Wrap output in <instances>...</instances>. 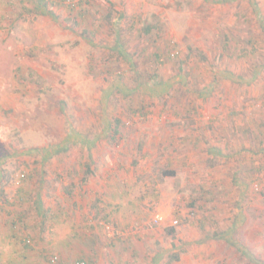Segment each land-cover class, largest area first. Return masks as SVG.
I'll list each match as a JSON object with an SVG mask.
<instances>
[{
	"label": "rangeland",
	"instance_id": "1",
	"mask_svg": "<svg viewBox=\"0 0 264 264\" xmlns=\"http://www.w3.org/2000/svg\"><path fill=\"white\" fill-rule=\"evenodd\" d=\"M19 186L39 234L0 211V264H264V0H0V207Z\"/></svg>",
	"mask_w": 264,
	"mask_h": 264
},
{
	"label": "trees",
	"instance_id": "2",
	"mask_svg": "<svg viewBox=\"0 0 264 264\" xmlns=\"http://www.w3.org/2000/svg\"><path fill=\"white\" fill-rule=\"evenodd\" d=\"M80 2L81 1H77L76 4L72 3V4H70V6L72 7V9H74V8L78 7ZM44 159H46V158H44ZM64 171H68L67 173L72 174L71 172H69V169H67V170L64 169ZM27 176H28V174L26 172H24V174L21 173L19 175V179L20 180H25L27 178ZM85 176H86V171H84V177ZM31 192H32V190L29 191V190H26L23 186H21V187L19 186L17 191H16V194H17L16 198L17 199H15V201H10L8 195H6L5 198H4V201H3L4 202L3 205L0 207V211L5 212L4 214H6V216L10 217V218L9 217L8 218H9L10 223H11V229L14 231V238H17V236H22V239L20 240V242L23 243V246L25 248L26 247L32 248L31 246L34 243L36 235L39 234L38 232H36V230H37L36 228H38L39 225H33V224H30V223L28 224V219L30 217L29 211L32 209L31 206L28 205L27 207H24V205L27 204V202L29 201V198L31 196ZM40 193H41V191H40ZM78 194L79 193H77L72 186L70 188L67 187L64 190V196L65 197L67 196V197L71 198L72 196H75V195H78ZM55 206L58 208V211H57L56 215L61 214L62 211H63V214H66L67 210L69 209L68 205H65L63 203H58ZM40 207H41V205L39 206V208ZM11 215H13L15 217H13L11 219V217H12ZM56 217H58V216H55L53 218L52 222L53 223L54 222L60 223L61 219H58V218L56 219ZM63 219H66V217L63 218ZM102 219H105L104 222H107V220H108L106 218H102ZM102 219H100V220L102 221ZM68 220L69 221H77V220H75L73 218L66 219V221H68ZM108 222L110 223V220H108ZM98 224H94V225L88 224L87 226L78 225V228H80V230H82V231H77L76 230V232L72 234V232H73V230H72V232L68 235V238H67V239H71V240H68V243H70L72 241H76V240H81V241L86 242V240L92 238V237L89 238V235L87 233L93 234L94 229L96 228V226L99 227V228H102V229L105 228L104 225H103L104 227H102L101 224H99V225ZM43 225H44V221H41L40 222V227H42ZM114 225L117 226L116 224H114ZM23 228L27 229L28 232H26ZM31 229H33V231ZM170 231L173 233L174 229H171ZM40 232H42V228H40ZM106 233H107V230H106ZM93 235L97 236V234H93ZM38 238H41V236L38 237ZM97 238H98V236H97ZM67 239H66V241H67ZM118 239H120V238L116 239V241H117L116 243L119 242ZM29 240L31 241V243L29 242ZM100 240H101V238L99 239V241ZM90 241H92L93 244H95V241H93V239L90 240ZM68 243L65 242L66 245H68ZM95 249L97 251H99L100 246H98V248L96 247ZM55 253L56 252H54V251H52V252L46 251V255L48 254V256H52ZM171 258H173L175 261H179L181 257L178 254H174V255H171ZM81 262L87 263V261L84 259V257H81V258H77V260L74 261L72 264H80ZM52 263H55V262H52ZM65 263H67V262H65Z\"/></svg>",
	"mask_w": 264,
	"mask_h": 264
},
{
	"label": "crops",
	"instance_id": "3",
	"mask_svg": "<svg viewBox=\"0 0 264 264\" xmlns=\"http://www.w3.org/2000/svg\"><path fill=\"white\" fill-rule=\"evenodd\" d=\"M26 190H28V189H26ZM0 222L2 223L1 224L2 226L5 224V221H4V219H2V217H0ZM90 222H88L87 220L86 221H83V220L71 221V225L73 227L75 226L74 228L73 227L71 228V232L73 230L72 234L75 233L76 230L82 231V230H80V228H78V225L87 226L88 224H90ZM54 223H57V222H54ZM52 224H53V222H52ZM65 224L70 225V223L68 221H65ZM5 231H6V233L4 234L3 237H5V239L8 241H12V239L14 237V233L9 228L5 229ZM96 231H98V230H96ZM87 234L89 235V238L90 237H92V238L86 240V242L81 241V240H80L81 242H79L78 240H76V241H72V242L68 243V240H71V239H67V243L69 246L70 245L81 246L83 248V250H80V254H82V255H88V254H93V253L97 254V250L95 248L96 247L98 248V246L100 245V243L98 242V238H97V236L92 235L90 233H87ZM67 238H68V235H67ZM92 239H93V241H95V244H93V242L90 241ZM18 250H19V246H15L14 248H11V250L9 251L10 253H8L9 257L12 258V253L20 254V252H22V251H18ZM16 252H19V253H16ZM15 260H16V258H15ZM20 261H22V260H20Z\"/></svg>",
	"mask_w": 264,
	"mask_h": 264
},
{
	"label": "built area",
	"instance_id": "4",
	"mask_svg": "<svg viewBox=\"0 0 264 264\" xmlns=\"http://www.w3.org/2000/svg\"><path fill=\"white\" fill-rule=\"evenodd\" d=\"M29 242L31 243L30 240H29ZM50 260H51V262H56L58 260V256L56 254L52 255V256H50ZM80 264H86V263L81 262Z\"/></svg>",
	"mask_w": 264,
	"mask_h": 264
},
{
	"label": "clouds",
	"instance_id": "5",
	"mask_svg": "<svg viewBox=\"0 0 264 264\" xmlns=\"http://www.w3.org/2000/svg\"><path fill=\"white\" fill-rule=\"evenodd\" d=\"M48 258L47 259H49L50 260V256H47ZM51 261V260H50Z\"/></svg>",
	"mask_w": 264,
	"mask_h": 264
}]
</instances>
